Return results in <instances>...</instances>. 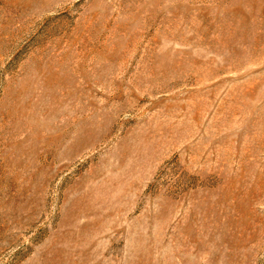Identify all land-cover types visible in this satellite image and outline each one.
Wrapping results in <instances>:
<instances>
[{
  "label": "rangeland",
  "instance_id": "obj_1",
  "mask_svg": "<svg viewBox=\"0 0 264 264\" xmlns=\"http://www.w3.org/2000/svg\"><path fill=\"white\" fill-rule=\"evenodd\" d=\"M0 264H264V0H0Z\"/></svg>",
  "mask_w": 264,
  "mask_h": 264
}]
</instances>
